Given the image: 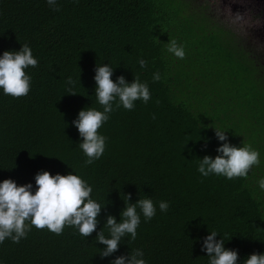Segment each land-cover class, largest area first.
<instances>
[{
	"label": "trees",
	"instance_id": "1",
	"mask_svg": "<svg viewBox=\"0 0 264 264\" xmlns=\"http://www.w3.org/2000/svg\"><path fill=\"white\" fill-rule=\"evenodd\" d=\"M57 3L59 11L45 0H0V52L28 44L38 61L27 69L26 96L0 92V180L31 182L34 189L38 171H72L105 203L97 231L106 213L119 220L127 196L129 202L167 201L169 208L161 213L157 207L148 222L141 217L137 238L125 237L109 257L97 253L103 245L95 231L82 237L65 227L56 235L33 226L18 243H0V261L109 264L140 248L147 264H207L201 243L208 230L228 238L224 247L237 251L238 264L264 251V193L256 186L264 177V49L213 23L206 7L190 0ZM171 39L183 43V60L164 52ZM138 59L147 60L144 69ZM101 63L114 67L113 80L147 82L151 98L110 114L98 129L107 138L105 151L85 166L72 120L83 107L100 109L93 75ZM157 72L161 78L153 81ZM68 78L75 94L66 93ZM213 127L227 130L231 144L259 151L261 164L247 178L197 172L199 159L215 156L222 143Z\"/></svg>",
	"mask_w": 264,
	"mask_h": 264
},
{
	"label": "clouds",
	"instance_id": "2",
	"mask_svg": "<svg viewBox=\"0 0 264 264\" xmlns=\"http://www.w3.org/2000/svg\"><path fill=\"white\" fill-rule=\"evenodd\" d=\"M45 2L53 11L60 10L57 0ZM164 52L177 59L185 58L183 43L178 44L175 39L166 43ZM137 63L144 69L148 62L138 59ZM37 64L28 44H20L18 50L0 52V92L12 97L26 96L31 87V75L27 69L36 68ZM113 71L114 67L108 63L96 64L94 92L100 109L83 107L72 120L81 138L79 148L86 157L83 161L85 166L98 160L105 151L107 138L98 129L109 120L110 114L119 107L131 111L136 101L147 104L151 98L147 82L141 81L138 76L128 82L123 75L113 80ZM160 78L158 72L153 73V81ZM66 85V93H76L72 91L74 81L71 78L66 80ZM226 133L225 129L214 128L215 138L222 143L215 148V156L205 154L199 159L196 170L202 177L215 175L228 180L247 178L249 170L261 164L258 150L248 144H231ZM33 179L34 189L31 182L18 185L10 178L0 180V243L5 239L18 243L33 226L37 229L46 228L56 235L61 234L65 227H71L82 237H88L95 231V242L103 245L97 253L105 258L117 251L125 237L129 240L137 238L141 217L144 222H148L156 215L157 207L161 213L167 212L169 208L167 201H158L154 205L151 198L144 197L129 202L127 196L118 213L119 220L106 213L103 228L97 231V217L105 203L101 204L92 198L93 189L87 181L72 171L67 174H49L47 170L38 171ZM256 186L264 193V177L257 180ZM218 234L216 230H208L202 240L201 249L208 257L207 264H238L237 251L224 247L228 238L220 236L217 239ZM0 264L3 262L0 261ZM109 264H147V261L143 250L136 248L126 255L116 256ZM243 264H264V251L250 253L243 259Z\"/></svg>",
	"mask_w": 264,
	"mask_h": 264
},
{
	"label": "rangeland",
	"instance_id": "3",
	"mask_svg": "<svg viewBox=\"0 0 264 264\" xmlns=\"http://www.w3.org/2000/svg\"><path fill=\"white\" fill-rule=\"evenodd\" d=\"M190 2L193 6H205L213 23L234 31L244 41L247 40L249 32L262 26L264 22V4L261 0H190ZM252 42L261 50L264 49L261 41Z\"/></svg>",
	"mask_w": 264,
	"mask_h": 264
},
{
	"label": "water",
	"instance_id": "4",
	"mask_svg": "<svg viewBox=\"0 0 264 264\" xmlns=\"http://www.w3.org/2000/svg\"><path fill=\"white\" fill-rule=\"evenodd\" d=\"M261 1L264 4V0H261ZM248 39L259 40V41H261V43H263L261 45H264V22H263L262 26L257 27L255 29H253L251 32H249Z\"/></svg>",
	"mask_w": 264,
	"mask_h": 264
}]
</instances>
